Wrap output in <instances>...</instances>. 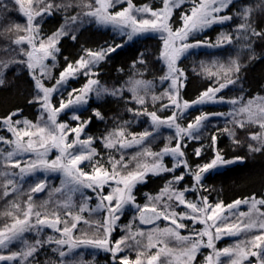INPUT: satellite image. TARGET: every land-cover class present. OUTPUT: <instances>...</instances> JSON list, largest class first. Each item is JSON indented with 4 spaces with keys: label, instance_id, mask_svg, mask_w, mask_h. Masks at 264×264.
I'll use <instances>...</instances> for the list:
<instances>
[{
    "label": "snow or ice",
    "instance_id": "6c2138e0",
    "mask_svg": "<svg viewBox=\"0 0 264 264\" xmlns=\"http://www.w3.org/2000/svg\"><path fill=\"white\" fill-rule=\"evenodd\" d=\"M182 2L183 0H162V8L154 9L148 5L137 6L133 0H0V35L12 34L5 49L12 59H0V85L4 84L5 70L13 64L23 65L35 89L29 103L39 105L40 112L39 120L35 123L27 119L14 120L13 117H19V111L9 114L2 121L12 139L0 136V145L7 146L0 147V199L5 200L6 205L5 210L0 212V216L6 217L0 223V249H8L17 241L24 248L21 251L0 254V264H32L36 253L45 244L56 245L52 251L57 253L59 264H82L76 259L80 255L76 250L82 247L109 252L116 264H196L201 248L211 250L205 256L204 264H252L251 257L256 258V264H264V211L258 207L264 206V198L257 199L253 196L243 201L237 199L229 205H224L223 202L210 203L206 196H198L195 202L186 199L187 192L203 188V174L242 162L243 158L225 159L215 148L217 137L213 135L211 139L214 158L192 170L183 151L185 142L199 140L203 135L204 122L212 116L225 114L202 112L187 127H182L177 121L184 116L185 111L198 105L232 104L237 107L228 115L233 117L236 127L243 129L258 125L262 130L258 134L250 135V139L256 143L248 145L250 152H260L264 150V97L247 101H243V97L227 101L222 96L217 97V93L236 84L239 79L241 65L237 60L230 59L227 65L215 60L210 65L202 62L203 74L213 78L218 86L209 87L194 101L183 100L180 92L187 77L178 66L181 58L193 49L219 48L232 43V36L227 34H222L215 43L199 40L189 42V37L214 23L230 21L231 15L221 16L219 13L232 5L233 0H199V3L192 0L191 11L181 17V27L173 30L172 13ZM121 4L126 7L117 9V5ZM61 10H71L74 14L66 16L64 24L51 36H41L37 18L50 16L54 11ZM12 11L25 18L24 25L9 18ZM256 12H264V0L245 6L238 13L243 22L236 28L237 39H242L249 51L255 39H264V30L257 31L253 27ZM92 21L100 25H110L127 41L157 34L162 41L161 59L167 68V74L162 77L161 83L168 81V86L160 96L151 95V100L156 102L167 98L168 103L162 104L161 110H171L172 114L161 118L155 111L129 109L134 116H148L151 128L141 133H129L124 126L128 123L125 121L110 131L102 143L104 148L119 153V159L110 154L107 158L109 167L95 159L99 153L92 146L93 138L81 139V134L90 121H81L78 110L88 103L90 94H94L97 99L105 95L123 97V87L110 90L93 78L96 75V66L123 47V44L109 45L97 50L85 49L84 55L75 63H67L51 87L44 83V80L52 79V68L55 67L60 51V40L68 37L75 41L79 29ZM49 59L53 61L51 65L46 63ZM81 73L89 77L87 84L80 89H68L65 98L63 89L68 80ZM129 85L126 90L132 93V99L141 106L145 105L146 96L152 87L151 82L133 80ZM54 95L59 98L58 107L52 103ZM66 110H71V119L79 122L77 126L72 127L67 122L58 121L60 113ZM94 115L103 119L99 111H95ZM161 128L174 129V135L168 137L169 144L161 151L153 152L150 145L158 134L162 135ZM225 131L234 136L227 128ZM69 136L73 138L69 140ZM173 140L175 145L170 146ZM236 143L239 144V141ZM133 147H137L138 151L128 154L126 150ZM52 150H56L57 155L49 159ZM194 154L199 157L201 149H196ZM165 156L173 159L172 167L164 163ZM81 165H91V171L85 172ZM179 168L184 171L176 175ZM37 173L42 176H37ZM56 173L62 177L60 187L50 189L49 196L51 198L52 191L61 193L65 197L63 202L56 201V206L52 209L47 207L48 201L37 207L34 195L45 192L49 176ZM163 173L174 175L160 195L150 198V203L144 206L137 204L133 194L136 185L146 182L149 175L158 176ZM185 176L193 179V186H185L183 190L174 189L173 185L179 184ZM28 177H32L33 181L25 188ZM106 187L107 192L104 191ZM85 189L91 190L95 196L96 204L92 207H89V201L93 197L85 195ZM76 193L80 194L82 201L78 209L72 200ZM21 197H26L23 206ZM173 202L189 211L177 213ZM242 203L249 205V210L234 211ZM129 206L136 210L135 219L140 224L154 227L132 231L131 225H125L122 228L125 235L113 241L110 237L118 227L117 221ZM85 212L89 216L95 214L97 218H85L82 215ZM161 219L169 221V225L161 228L157 224ZM185 220L192 222L191 232L181 235V229L189 228L183 222ZM196 224L203 225V228L197 229ZM78 225L86 226L89 231L81 230L80 235L74 238L73 233ZM46 227L59 233V237L48 236L41 240L39 234ZM25 233L36 234L34 243H27ZM222 236H240L241 239L231 247L217 249L215 241ZM169 241L178 242L179 248L170 246ZM130 251L136 252L135 259L129 258L127 253ZM121 252H125V255L117 260V254Z\"/></svg>",
    "mask_w": 264,
    "mask_h": 264
},
{
    "label": "trees",
    "instance_id": "16d2710c",
    "mask_svg": "<svg viewBox=\"0 0 264 264\" xmlns=\"http://www.w3.org/2000/svg\"><path fill=\"white\" fill-rule=\"evenodd\" d=\"M185 5L176 9L172 17V23L174 27L181 25V16L193 6L192 0H184ZM61 2V0H56ZM137 6L149 5L154 9L162 7V0H133ZM199 0H197V3ZM258 0H237L223 13V15H231L232 19L226 21L221 25H215L202 32L198 36L191 39L192 41H210L215 43L222 34L232 36L231 44H224L219 48L199 49L190 52L183 57L178 66L183 69L187 80L185 86L180 92V96L183 100L194 101L202 92L209 87L218 86L213 78H209L204 75L201 69V63L210 65L212 61H218L227 65L230 59H235L241 65V71L238 74L239 79L236 84L229 85L228 89L221 95L226 98H239L243 97V101H247L251 98L264 97V39H255L252 43L251 51L244 46L242 39H237V26L242 23L238 13L243 7L247 5H253ZM74 14L73 11H54L50 16L45 15L40 19V35L47 37L56 32L63 24L64 18L68 15ZM9 18L21 25L25 24V18L15 11L9 13ZM253 27L257 31L264 30V12L254 13ZM77 39L75 41L68 37H63L59 42V54L55 61V67L52 68V79L44 80L45 86L51 87L55 83V79L59 77V73L65 69L68 62L75 63L81 56L84 55L85 49L97 50L101 47H108L109 45L123 44V47L118 49L115 53L109 55V57L96 66L94 72L95 79H98L100 85L109 88L123 87L125 89L123 97H113L105 95L100 99H97L94 94L89 98L87 106L79 111L81 121H90L84 128L83 139L87 137L93 138V147L99 153V156L95 159H99L105 167H109L107 163L108 156L115 155L119 159V153L114 150L104 148L102 140L118 125L128 123L124 125L129 133H141L145 129L151 128L150 118L146 115L134 116L133 110H146L148 112L155 111L157 115L161 117H168L172 114L171 110H161V105L168 103L167 98L153 102L151 95L160 96L167 88V83H161L162 77L166 75V68L161 59L162 41L157 36H145L127 41L125 37L118 33L98 26L93 21L82 26L76 33ZM12 34L5 33L0 35V59H12L7 55L5 49L10 43ZM27 47V45H25ZM67 57V60H65ZM20 58V57H17ZM53 62H48L51 65ZM216 69H213L215 71ZM89 77L81 75L76 79L70 80L67 89L63 91V95L66 98L68 89H80L87 84ZM133 80H143L151 82L152 87L149 90V94L146 96L145 105L141 106L132 99V93L126 89L130 86L129 82ZM35 94L33 81L30 79L27 69L21 64H13L4 72V84L0 85V135L6 134V129L2 124L4 118L13 112L19 111V117H13V119H27L33 123L39 120L40 112L39 105L30 104L29 101L33 99ZM143 95L144 93L141 92ZM52 103L58 107L59 98L54 95ZM226 108L218 107H205L196 108L188 112L185 119L180 118L178 123L188 125L194 121L197 115L203 113H217L224 112ZM95 111H99L103 116L100 119L94 115ZM71 111L60 116V122H68L70 126L75 127L79 123L78 121L71 119ZM232 116L213 118L209 120L202 129L203 135L199 140L186 141V147H183L185 152V158L192 170H195L197 165H203L210 162L214 158V149L212 147L211 137L215 135L217 137L215 148L218 149L225 159H233L236 157L243 158L242 162H237L229 167L218 171H212L203 174L202 185L203 188L197 191H190L186 193V199L190 201H197L198 196H206L210 203L223 202L224 205L232 204L235 200L240 199L243 201L246 198L255 196L257 199L264 198V150L260 152H250L248 145L255 144V141L250 139L251 134H258L260 128L258 125H250L243 129L238 128L232 122ZM232 122V123H231ZM227 128L230 132L234 133L229 135ZM171 135V132H168ZM239 141V144L236 143ZM153 144V145H152ZM151 146L155 150H160L165 147V139H161L158 142L152 143ZM171 145H175V141L171 142ZM196 149H201V155L197 157L194 152ZM138 149H127L128 154H134ZM127 155L125 159H127ZM164 163L168 167L173 166V160L165 158ZM87 164V162H85ZM131 167V166H130ZM81 168L85 172L91 171V165H81ZM183 168L177 169L175 173L178 175ZM173 173H163L161 175H149L146 182L138 184L133 190V194L136 198V203L144 206L150 203V198L160 195L162 189L165 188L168 180L172 178ZM33 178H30L25 183L27 188L28 183H31ZM48 187L45 192L37 193L34 195L35 205L39 207L44 201H48L47 207L52 209L55 207L56 201L63 202L64 196L61 193L52 191L51 198L49 196V190L58 188L59 180L50 179ZM194 184L193 179L190 176H185V179L179 184L173 185L174 189L183 190L185 186L192 187ZM107 191V189H106ZM85 195L90 196L86 193ZM8 199H11L9 197ZM26 197H21V203L23 206V200ZM75 208L78 209L82 203L80 195H74L72 197ZM93 202V201H92ZM94 203V202H93ZM91 204V202H90ZM5 200L0 199V212L5 210ZM92 207V206H89ZM264 210V206H260ZM173 208L175 211L181 213L184 211L182 207L176 206L173 202ZM75 212V209H74ZM63 215V212H61ZM85 218L95 219V214L89 216L87 212L82 214ZM103 214L101 213L100 216ZM136 210L132 207L127 208L124 211V215L118 221V227L113 231L110 239L117 240L125 235L122 230L123 226L131 225L132 231L144 229L149 230L153 228V225H142L138 219ZM6 217L0 216V223ZM133 220L135 222H133ZM187 223H192L188 221ZM158 225L163 228L167 226L163 221L158 222ZM62 227V225H61ZM200 226H196L199 228ZM88 232L86 226L78 225V229L75 232V236L80 235V231ZM25 239L27 243H34L37 238L35 233H25ZM48 236L57 237L56 233L51 232L49 229H44L39 234L41 240L46 239ZM240 239V238H239ZM237 239V240H239ZM231 242L235 240H223L216 244L217 249L227 247ZM169 245L179 248V244L176 241H169ZM55 244H45L36 253L35 260H32V264H59V258L57 253L53 252ZM24 245L19 241L14 242L8 249H0V254H8L9 252L21 251ZM154 251V250H153ZM80 253L77 256V261L82 264H116V260L113 259L111 253H103L98 251L77 250ZM95 255H91V253ZM208 253V250H202L196 257V264H202L204 256ZM130 259H135L136 252L134 254L127 253ZM125 252H121L117 255L119 257L124 256ZM32 258H30L31 260ZM252 264H256V260L251 259ZM247 264V262H245Z\"/></svg>",
    "mask_w": 264,
    "mask_h": 264
},
{
    "label": "rangeland",
    "instance_id": "374dc122",
    "mask_svg": "<svg viewBox=\"0 0 264 264\" xmlns=\"http://www.w3.org/2000/svg\"><path fill=\"white\" fill-rule=\"evenodd\" d=\"M235 1H237V0H233V2H235ZM134 3V2H133ZM199 3V2H198ZM186 3H185V1L183 0V2L180 4V6L178 7V8H180L181 6H183V5H185ZM149 6V5H148ZM230 6V5H229ZM228 6V7H229ZM123 7H126V5H124V4H121V5H117V9H119V8H123ZM193 7V6H192ZM192 7H190L189 9H188V11H186V13H189L190 11H191V9H192ZM228 7L226 8V9H224L221 13H219V15H221V16H223V13L228 9ZM162 8V7H161ZM178 8H175L174 10H173V13H172V17H173V15H174V12H175V10L176 9H178ZM160 9V8H159ZM116 9H113V11H115ZM182 17V16H181ZM40 19H42V17H38L37 18V21L39 22L40 21ZM94 23H96L95 21H93ZM180 22H181V24H182V21H181V19H180ZM224 23H226V22H224ZM87 24V23H86ZM86 24H84V25H86ZM98 26H101V27H103V28H105V29H110V30H112V31H114L113 29H112V27L110 26V25H100V24H98V23H96ZM221 24H223V23H214V24H212L210 27H212V26H215V25H221ZM83 25V26H84ZM171 26H172V28H173V30H175V29H177V28H179V27H181V25L180 26H178V27H174V25H173V23H172V18H171ZM210 27H208L207 29H209ZM207 29H205L204 31H206ZM204 31H202V32H204ZM115 32V31H114ZM202 32H199V33H195L194 35H192V36H190L189 37V42H191V39L192 38H194V37H196V36H198L199 34H201ZM117 33V32H116ZM146 36H157L158 37V35L157 34H149V35H146ZM140 37H145V36H140ZM140 37H135L134 39H137V38H140ZM133 39V40H134ZM208 49V50H212V48H208V47H202V48H199V49ZM199 49H193V50H190V52H192V51H194V50H199ZM189 52V53H190ZM189 53H187V54H185L183 57H185L186 55H188ZM182 57V58H183ZM181 58V59H182ZM48 62H53V61H51L50 59L48 60V61H46V63H48ZM163 63H164V61H163ZM164 65H165V63H164ZM165 68H166V65H165ZM166 74H167V68H166ZM81 75H83L82 73L81 74H78L77 75V77L76 78H78L79 76H81ZM76 78H74V79H76ZM94 78V77H93ZM70 80H73V79H70ZM70 80H68V82H67V86L63 89V91H65L66 89H67V87H69L68 86V83L70 82ZM164 83H167L168 84V81H164ZM228 89V87L227 88H225V89H223L221 92H219V93H217V97L219 98V97H221L222 95V93L223 92H225L226 90ZM92 94H90L89 95V98H90V96H91ZM54 97V96H53ZM222 97H224V96H222ZM53 99V98H52ZM224 99L227 101V100H232L233 98H226V97H224ZM88 101H89V99H88ZM88 104V103H87ZM87 104L86 105H84L82 108H80L79 110H78V112L79 111H82L86 106H87ZM218 107V108H226L225 109V111L223 112H217V113H224L225 115L224 116H212L209 120H211V119H213V118H220V117H226V116H229L228 115V113L229 112H232L233 111V109L235 108V107H237V106H234V105H232V104H229V103H215V104H213V103H208V104H204V105H198V106H196V107H192V108H189L187 111H185V113H184V116H183V119H185V117H186V115L188 114V112L189 111H191V110H193V109H196V108H205V107ZM168 110V109H167ZM71 110H66L65 112H62V113H60V115L58 116V121L60 122V116H62L63 114H65V113H67V112H70ZM158 116H160V115H158ZM161 117V116H160ZM46 118V117H45ZM161 118H165V117H161ZM167 118V117H166ZM209 120H207V121H205L204 122V124H205V126H206V124H207V122L209 121ZM178 122V121H177ZM232 122H233V120H232ZM231 122V123H232ZM68 123V122H67ZM234 123V122H233ZM69 124V123H68ZM183 127H187V125H183ZM6 129V128H5ZM174 129H169V128H161V133H162V135H157V138L155 139V140H153L152 141V143H155V142H158L159 140H161V139H165V142H166V145H168L169 144V140H168V137L169 136H172L170 133H168V132H171L172 134H174ZM262 130L260 129V132H261ZM84 132V131H83ZM259 132V133H260ZM0 136H3V137H5V138H7V139H12V136H11V134L9 133V132H7V130H6V134H1ZM73 137L72 136H69L68 137V139L69 140H71ZM25 139H27V138H25ZM81 139H83V133L81 134ZM151 143V144H152ZM153 145V144H152ZM170 146H172V145H170ZM0 147H5V148H7V146H4V145H0ZM133 148H135V147H133ZM137 148V147H136ZM150 148H151V150L153 151V152H159V151H161L163 148H161L160 150H155V149H153L152 148V146L150 145ZM129 149H132V148H129ZM138 149V148H137ZM57 155V152H56V150H52V152H51V154H50V156H49V159H52V158H54L55 156ZM165 158H170V159H172L171 157H168V156H165L164 157V159ZM146 160H147V158H146ZM173 160V159H172ZM235 164V163H234ZM231 165H233V164H231ZM231 165H227V166H224V167H221L220 169H218V170H221V169H224V168H226V167H229V166H231ZM218 170H216V171H218ZM212 172V171H211ZM37 176H42V174L41 173H37L36 174ZM30 178H32V177H28L27 178V180L28 179H30ZM58 179L59 180V182H58V186L60 187V181H61V174H59V173H56V174H52V175H50L49 176V178H48V183L50 182L49 180L50 179ZM138 184H140V183H138ZM137 184V185H138ZM136 185V186H137ZM106 189H107V191H108V188L106 187L105 189H104V191L105 192H107L106 191ZM84 192H85V194L86 193H88V194H90V196H92L93 198L89 201V206H94L95 204H96V199H95V196L93 195V193L91 192V190H88V189H85L84 190ZM75 195H80L79 193H76ZM74 196V195H73ZM94 203H93V202ZM90 202H91V204H90ZM195 202V201H194ZM129 207H131V206H129ZM128 207V208H129ZM180 207H182L183 209H184V211L183 212H186V211H189L188 209H186V208H184L183 206H180ZM258 207H260V206H258ZM127 209V208H126ZM125 209V210H126ZM249 210V205H246V204H241L240 206H239V208L238 209H236V210H234V211H237V212H247ZM260 210L261 211H264L261 207H260ZM177 212V211H176ZM183 212H181V213H183ZM177 213H179V212H177ZM226 215H227V213H225ZM232 219H235V217H232ZM161 222L163 221L165 224H167V226L169 225V221H164L163 219H161L160 220ZM160 221H158V222H160ZM188 221H190V220H185V221H183L185 224H187V225H189V228H186V229H181L180 230V232H181V235H188L190 232H191V224L192 223H187ZM158 222H157V224H158ZM117 223H118V221H117ZM200 226L199 228H197V229H201V228H203V225H200V224H196V226ZM195 226V227H196ZM44 229H49L51 232H53V233H56L54 230H52V229H50V228H44ZM57 234V237H59V233H56ZM73 236H74V238L76 237L75 236V232L73 233ZM57 237H55V236H53V238H57ZM241 239V237L240 236H222L219 240H217V241H215V244H217L218 242H220V241H223V240H235L236 239V242L237 241H239L240 239ZM237 239H239V240H237ZM236 242H231V243H229L228 245H227V247H231V246H233ZM80 250H88V251H98V252H103V253H108V252H105V251H103V250H94V249H91V248H89V247H82V248H79ZM79 249H77V250H79ZM205 249H207V248H201L200 249V252L202 251V250H205ZM76 250V251H77ZM208 250V253L205 255V256H207L210 252H211V250L210 249H207ZM199 252V253H200ZM130 254H134V251H130L129 252ZM198 253V254H199ZM118 254H120V253H118ZM117 254V255H118ZM197 254V255H198ZM205 256H204V258H205ZM136 258V257H135ZM222 260H224L225 258H221ZM250 259H253V260H256V258L255 257H251ZM202 264H204V260H203V263Z\"/></svg>",
    "mask_w": 264,
    "mask_h": 264
}]
</instances>
